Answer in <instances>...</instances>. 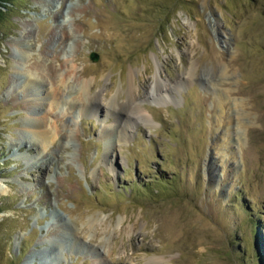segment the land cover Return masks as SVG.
I'll use <instances>...</instances> for the list:
<instances>
[{
	"label": "rangeland",
	"instance_id": "rangeland-1",
	"mask_svg": "<svg viewBox=\"0 0 264 264\" xmlns=\"http://www.w3.org/2000/svg\"><path fill=\"white\" fill-rule=\"evenodd\" d=\"M0 180V264H263L264 0H8Z\"/></svg>",
	"mask_w": 264,
	"mask_h": 264
},
{
	"label": "bare ground",
	"instance_id": "bare-ground-1",
	"mask_svg": "<svg viewBox=\"0 0 264 264\" xmlns=\"http://www.w3.org/2000/svg\"><path fill=\"white\" fill-rule=\"evenodd\" d=\"M22 52L25 53L26 51H22ZM33 67L35 68V70L32 69ZM44 68H45L44 64H42L41 62L34 63L33 66H31L29 69L26 68L24 63H21L19 65L13 66L12 69H13V72H15L14 75L18 74L16 76H21L22 75L23 77H26V80H24V83L21 84V86H17V88H15L16 89L15 90L16 93H20L21 91H23V89H26V88L28 89V87L30 89H32V90L35 89L36 91H38L39 85H40V83H42V81L44 82V81H47V80H52L53 78H56L57 82L59 83L58 85H61V86H63V85L65 86L67 81L68 82L70 81L71 71H68L67 74H65V75L62 74L63 76H60V77L58 75H55V73L53 72L54 70H51L50 72L46 71L45 74H47L46 76H48V77H46L47 78L46 79L45 75L43 74V72H44L45 69L47 70V68H45V69ZM56 74H57V72H56ZM14 75H12V76H14ZM159 76H156L155 79H154L153 86H155V88L158 87V81H159L158 77ZM30 77L31 78H35V81H38V82H36L34 84L33 80H31ZM12 79L13 78H11V80ZM29 84H32V86H30ZM79 84H80V88H82V90H85V88L88 86V85H86V82H82V81L79 82ZM50 89H52L51 90L52 94H50V96H51L50 97L51 98L50 105H53V107H54L56 105V103H54V100H57V101L60 100L59 99V95L61 94V90L62 89H60V87H58L56 84ZM29 95L30 94H26V97L23 99V102L26 103L27 107L29 105V108L30 107L31 108H35L36 105L37 106L42 105V100L43 99L40 96H38V95L35 96V97H31L30 96V97L27 98V96H29ZM82 96L83 95L81 94V95H79L78 98L82 99ZM30 116L28 114L25 116V118L28 121L23 124V132L26 133L25 135L27 137H29L34 142H35V138H36L37 139V143H42V142L48 140L49 138H51V137L53 138L54 137L55 128L51 127L50 130H49V128L47 126L48 122L45 119V117L38 116V115L37 116L35 115L34 117H32V115H30ZM15 145H17L16 142H15ZM5 184H6L5 181L0 180V194L1 193H5V191H6V185ZM18 241H19L18 238L15 237L14 241H13L14 242V246H16V247L18 246V244H19ZM36 254H37L36 251H34V250L30 251L28 253L27 257H26L25 263H30L32 260H34V257H35Z\"/></svg>",
	"mask_w": 264,
	"mask_h": 264
},
{
	"label": "trees",
	"instance_id": "trees-1",
	"mask_svg": "<svg viewBox=\"0 0 264 264\" xmlns=\"http://www.w3.org/2000/svg\"><path fill=\"white\" fill-rule=\"evenodd\" d=\"M8 0H0V17L2 15V9L5 7V3H7ZM257 229H262L264 230V228L262 226L256 225ZM256 241V249L258 254L260 255V259H261V263L264 264V243L258 242Z\"/></svg>",
	"mask_w": 264,
	"mask_h": 264
}]
</instances>
